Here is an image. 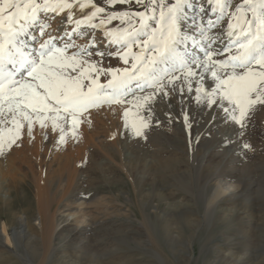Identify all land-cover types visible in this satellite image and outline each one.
<instances>
[{"label":"bare ground","instance_id":"1","mask_svg":"<svg viewBox=\"0 0 264 264\" xmlns=\"http://www.w3.org/2000/svg\"><path fill=\"white\" fill-rule=\"evenodd\" d=\"M37 2L41 3L43 2V0H37ZM176 2L177 0H165L166 4H174ZM242 3L243 0H240L239 2H234L233 0H230L231 7L228 10L230 12H234L236 5ZM193 5H194L193 8H187V7L184 8L183 14L179 20V26L181 29L180 36L182 43L178 45V50L181 52H184L185 50L191 52L192 51L191 45L194 39L198 44L203 43L204 46H208L210 44L213 50H215L216 48H222L224 45L228 43L227 24L229 22V18L225 16L215 27H209L206 23L202 22V18L203 20H207L209 17L205 16L203 13L200 12L201 6L205 8L208 7L207 0H193ZM148 6L146 8L144 7L141 10L145 11L147 15H150L151 11H148ZM131 10L129 9V11ZM79 12L80 10H77L75 8L71 10V14L74 20L81 19L80 18L81 15ZM68 14L69 11H62L59 15H56L52 12L41 14V23L46 24L48 27L45 30L46 34L44 37L39 36V34L37 33V41L35 46L39 47V44L42 43L43 40L47 38V33H51L52 35L63 36L64 39H68V35L71 34L72 37L70 41L71 43L74 42L73 39L74 37L79 36L81 38H79L80 45L74 42L76 46L79 45L77 46V49H70V51L90 48L93 53L92 55L94 56L97 50L104 52L119 51L120 49L119 45L109 44L107 39H103L102 30H94L88 27L87 25L77 26L75 25V23H69L66 20ZM156 14L157 15L159 14V8L156 9ZM210 18L215 20V16H211ZM249 18H250V14H249ZM149 23L152 22L150 21ZM233 23L235 24V19H233ZM31 31L35 32L36 29H32ZM201 31L203 32V35H201ZM93 42H95V45L93 44ZM132 50L133 52L138 51V49L135 48V46H133ZM198 55H202V52H198ZM214 58L216 59L227 58V53H224L223 56L214 57ZM101 61L104 65H107L113 69L114 68L117 69V67L118 68L122 67L123 69H126L127 66L129 65V63L125 64L123 61H121L118 56L105 55L102 57ZM177 83H179V81H177ZM133 91L139 96L144 95V93L140 92L139 89L134 88ZM146 91L152 92L153 90L147 89ZM174 96L175 97L172 102L173 104L170 107L171 112L175 113L174 114L175 116L178 115L180 119L184 122L183 116L181 114L182 106L187 105V108H185L184 110L190 111L192 113V116L195 117V121L191 124L190 127L187 126L185 122L183 123L185 124L183 126L186 127L184 131H181L177 127H172L171 123L167 121L165 117L164 119H159V118L152 119L151 117H149L151 119H147L144 117L148 123V127L143 129L145 136L135 137L132 134L130 128L126 129L125 127L120 128V126L118 127L116 126L115 129L113 128L114 130L111 129L112 134L108 130L109 135L106 133L107 135L104 136L102 135V137L89 136L86 139H84L83 142L81 140L82 145L81 146L79 145L78 146L79 148L78 149L76 148L77 150L71 152L69 151L68 152L69 154L67 155L66 154L62 155V153L60 152L58 153L57 148H55L51 153L50 151H48L47 153L49 154L47 156V159H49L50 162L54 161L56 165L54 164L53 166L51 164L52 165L51 166L49 160L48 162H46L47 161L46 160L45 163H49V165L46 164L45 167L44 165L43 167L42 166L40 167V163H38L39 160L38 162L35 161L37 160L36 158L34 161L38 165L37 167H35V165L33 164L34 162L32 161L33 159L31 160L32 157L31 158L29 157L30 155L32 156L31 153H33V151L30 154H28L29 155L28 156L26 154L27 153L26 151H25L26 153L24 151L20 152V149L16 148L17 150H19V152L14 150L15 156H13V158L11 159H8L7 157L9 156L7 157L5 156V154H7V152L5 151L8 150L9 148L5 147L6 149L4 148L2 152V153L5 152V154L0 153V178L6 177L7 173H9L8 172L9 170L12 171L13 169H15L16 168V167L14 168L15 164H23V165L25 163L29 164L28 168L30 171H28L26 176L30 177L31 175H33V178L30 181V189L32 192V200H33V201L31 200V202L35 210L37 211V218L34 219V221H38V222L37 223L35 222L34 225H36V227L38 226L37 227L38 230L36 232L35 237H31V235H29L27 231L26 232L24 231V227L28 226L31 217L25 215L16 217L17 215L14 216L13 214L12 216L15 217L18 226L17 227L14 226L11 229V233L9 232V227H10L9 225L5 224L2 221L0 223V250L11 252L12 255H14L24 264H32V263H30L27 260L25 254L23 257L21 254L18 253L17 251L18 248L16 247L17 245L21 246L25 250L26 255L29 254L32 256L35 255L38 257L40 256V258L42 257L43 261L41 260L42 262L41 263L39 262V264H48L50 261H53L52 259L55 257L56 255L55 253L59 251L60 248H63V250L64 248L65 249L67 248L66 251L68 249L70 250L71 248L72 249L76 248L77 249L76 251L80 252V253L78 252V254H80L79 256L77 255V257L76 256L73 257L76 258L77 260L76 263H78L81 260L87 261L89 257L91 259L89 263L91 264L92 262H95V264H117L114 261L116 260L115 254H117L116 252L118 250H111L110 248H108L109 243L112 244L116 242L117 245L116 244L115 245L118 246V244L121 243L125 244L128 241L136 242L135 239L129 238L130 231L128 232V230L124 231L123 229H121V227H123L124 225L122 222H120V220L119 221L112 220V222L108 221L109 226L104 227L105 219L104 220L102 219L101 221L98 222L92 219L86 220L85 218L88 217H86L85 215L76 217V215L79 214L81 207L84 205L85 202H87V199L89 197H94V195L92 194L95 192L94 191L95 187L91 186L92 189L83 188L87 184V180L86 177L82 175V172L76 169L75 164L78 163L81 164L84 161L92 162V160L95 159V157H93L95 154L104 153L107 157L105 160H107L106 162H108L107 165L108 168H111V165L118 166L117 170H119V172L122 174V178L120 177L121 181L118 182L121 183L120 184L121 186L122 183L123 185H126V183H130L134 190H137L138 188L142 187V191L145 192V194L148 195L149 197V201L147 202H144L142 200V206L136 203L134 205L137 207L139 213L142 214V228L146 235L145 238L146 241L145 242L142 241L141 244L143 246V243H146L148 245L145 246L152 249L150 250L151 254L150 253L149 254L151 255V257L156 259L155 264H162L163 262V259L160 256V254L157 251L156 252L153 251V248L155 250H158L157 246L160 243V241L163 240L165 243L167 242L171 243L173 241L178 242L182 236L186 235L188 238L186 244H188L187 248H189L190 251L191 250L190 246H192L194 236H196L197 233L200 231V227L202 229V227H204L205 225L211 224L212 226L210 227V232L212 234L213 232L212 228L217 223H224V225H226L228 229L232 228L233 226L236 227V231L233 235H231L232 232L230 234H228L229 232H227L228 237L225 236L226 238L225 237L223 239L220 238L222 239L220 241L228 242L231 238H233L232 241L233 244L229 242V245H234L236 247L240 246L245 250V252L240 256L237 255L238 253L234 251L235 249L231 248V251L229 250L230 251L229 253L224 254L220 251L221 249L217 247L215 248L216 249L215 259L217 258L216 263L258 264L257 261H255V259L253 258V255H251V253L249 252V247L247 246V243H249L250 237H248V233L244 230V228L248 227L249 229H251L254 225L253 224L254 220H256L260 216L256 213L257 211H256L255 200L251 198V195H252V190L256 189V187L258 188L256 190L259 191L261 189H264V186H262L261 188L260 186H257V184L254 185L255 184L254 182H250L251 184L248 185L246 184V182H244L245 181L244 180V181H239L237 185L232 186V190L234 188L235 191L234 190L230 191L229 186L227 187L223 186L222 182H218L217 184L216 182H214V184L216 185L214 187L212 186L213 187L212 192L206 198L205 197L202 198L203 194L201 196H198L197 194H193L194 187L197 188L196 183L193 182L194 179L199 178L201 176H208L212 174L218 175L217 178H219L220 175L221 176L220 179H222L223 176H225L224 175L225 169L223 167V163L226 162L227 158H230V160L231 158H233L234 159V160L232 159L233 161L236 160L237 162L238 161L242 162V165L241 164L240 165L241 167L244 166V168L242 167L244 173L246 163L243 162V160H245V158L246 159L248 158L246 157V155H244L243 160L238 159L237 157H239L238 153L240 151L239 150L240 148L238 149L237 148L238 146L236 147V144H238L237 142H239L241 137L237 135V132L241 131V129L240 127L238 128V125L235 126L230 123L228 125L230 130V132H228L229 135L225 132L227 136H223V133L220 134L221 131H219V129L220 128L222 129L224 126L227 125L223 123L221 119L223 117L222 112L213 113L212 111L208 110V112H210L212 116L210 117L209 115L210 119L207 118L208 120L206 122L205 121L206 119H204L203 117V112L205 110L202 109L201 111H198L197 115H194V113H196L197 110H195L196 105L194 104L193 101L185 99L182 105L178 97L176 95ZM157 97H162V96L161 94H154V99H156ZM123 99H125L126 101H132L134 100V97L131 94H129ZM104 104L106 103H101L99 105L101 106ZM98 106H94L90 108H97ZM256 116L262 123H264V112H261ZM0 126L2 125L0 124ZM4 127L5 126L0 127V131H2ZM34 132L36 131L34 130ZM25 135H26L25 137L27 138L29 133L28 135L27 133H25ZM109 136L112 138V140H110L111 142L110 143L108 142L109 144L108 143L107 144L110 147L109 149L111 150L113 155L112 154L108 155L110 153L109 150H108L109 151L108 154L105 151L106 148L104 146L103 139L105 140V138ZM226 137L229 138L232 143L231 147L230 148L228 147V149L225 148L226 147L225 144L227 143ZM26 138L20 144H24L27 148L30 145V141L29 139ZM241 139L243 140L244 138L241 137ZM16 142L18 143L19 141ZM143 142L145 143L149 142L150 145L153 144V150L151 148L152 152L149 151V153H146L151 155L148 156L149 158L142 156ZM162 143H166L167 146L166 147L163 146ZM44 144H46V142ZM228 144L229 143H227V145ZM32 145L34 144L32 143ZM145 147L147 148V146ZM36 148L33 150L35 151ZM27 149L30 150V148ZM236 149H238L239 151ZM24 150H26L25 147ZM11 151L12 149L8 152V154L11 153ZM36 151H39V149ZM127 152L129 153L134 152L135 154H138V156L139 154L141 155V157L139 156L140 158L137 156L136 157L133 156L134 157L133 159L137 161L139 166L137 174L133 176L130 175V172L124 165L123 158ZM36 155L37 153L34 155V157ZM252 155H250L251 158L257 161L258 159L256 160L255 157L256 155L254 157ZM45 157L46 156L44 155V158ZM115 157H118L119 160L118 162H116ZM130 157H132L131 154ZM255 161H253V163H255ZM73 162H75L74 165H72ZM101 163L103 164V162ZM101 163H99L98 165L92 164L91 169L92 170L94 169V171H97L98 173L100 171V173L102 174L103 169L101 167L102 166ZM212 164L214 165L213 167H211ZM247 166L249 168V166L251 165H247ZM262 166H264V164ZM231 169L232 168L230 167V170L229 169L228 170L231 171ZM233 171L234 170H232V173H234ZM255 171L256 170L254 168L253 174H255ZM256 172L258 173L261 171H256ZM21 173L22 172H20V174ZM139 174L140 176H138ZM9 176H11V174ZM215 177L213 179H215ZM225 177L228 178L227 176ZM256 177L258 176L256 175ZM252 178L253 177H251V179ZM260 181L262 180L260 179ZM109 183L110 182L107 181L104 183L106 188H108V186L110 185ZM172 183H175L174 185L177 184V187L180 190L182 189L183 193H185L188 196V198H190V203H192V207L180 206L179 212H175L171 210L168 206H166L163 209H160V207H158L161 202L165 201V199H167L172 195V194L166 195L164 193L165 191L164 189L167 186L174 187ZM259 183L260 182H258V184ZM19 186L20 188L22 187V182L19 179L17 180L15 176L12 179L7 180V184L0 182V195H4L2 196L1 199L3 205L7 204L4 200L5 195H8L10 192L14 191ZM232 192H236V193L233 194ZM246 198L247 200H245ZM200 202L203 213H200L196 218L194 217L195 215L193 214L194 213L197 214L198 212H200L199 210ZM221 203H226L228 206H230V212L228 211L229 213L225 212V210H221L218 208V205ZM94 204L99 206L102 204V200L98 199L94 202ZM73 215L75 216L74 219L68 222L66 217H70ZM262 216L264 217V214H262ZM201 221H203V223H201ZM79 225H81L82 227L79 228L78 227ZM223 229H225V227ZM224 235L226 234L224 233ZM210 236L214 237V233ZM23 240H27V242L37 240L38 244L36 246L32 245V247H28L27 245L25 246L22 244ZM15 242L17 245L15 244ZM106 242L109 243L107 244ZM138 242L139 241H137V243ZM98 244L101 247L99 251L98 252L94 251L93 253H91L90 252L91 249H94V246ZM206 248H207L206 245L202 244L199 254L200 255L204 254ZM173 253H174V248H172L171 250L172 255ZM89 254L90 256H88ZM99 256L105 257L107 259V263L101 262L102 261L101 259L98 260ZM59 264H64V262H61L60 260ZM124 264H129V263L124 262Z\"/></svg>","mask_w":264,"mask_h":264},{"label":"snow or ice","instance_id":"2","mask_svg":"<svg viewBox=\"0 0 264 264\" xmlns=\"http://www.w3.org/2000/svg\"><path fill=\"white\" fill-rule=\"evenodd\" d=\"M120 2L128 4L130 0ZM152 2L154 6L150 15L140 9H132L130 13L115 9L107 12L104 7L91 4L94 10L90 15L74 20L70 11L72 0H43L42 3L37 0H0V113L6 105L13 125L8 129L7 138L0 131V153L20 138L21 121L27 122L31 133L35 121L45 128L50 119L53 132L60 128V142H63L64 128L60 121L71 118L75 135L77 115L101 103L133 104L136 117L129 123L130 109L126 108L123 111L124 127L130 128L135 137L145 136L143 129L148 123L139 109L154 100V94L166 98L170 94L176 95L182 105L187 99L201 109L222 112L223 123L239 125L241 131L237 135L242 137L249 111L258 104L264 105V0H243L242 4L236 5L234 12L228 10L230 0H207L208 7L201 6L200 12L209 18H202V22L215 27L227 16L228 43L213 50L210 44L204 46L194 39L191 52L179 51L178 45L182 43L179 20L185 7L193 8V0H177L174 4H166L165 0H159L158 4L156 0ZM88 6L78 4L80 9ZM142 7L147 5L142 4ZM65 9L69 10L66 17L69 23L102 30L103 39L120 46L119 51L97 50L95 55L118 56L125 64L131 61L130 70L126 68L116 75L119 70L108 69L106 74L112 79L107 84H97L92 78L85 85L83 81L89 79V70L95 65L81 58L93 54L90 48L70 51L77 49L70 42L71 34L64 39L51 33H47V38L36 47L37 33L44 37L48 27L41 23V14L52 12L59 15ZM99 14L105 15L100 17L98 24L93 23ZM125 16H129L127 28H103L113 20L124 23ZM211 16H215V20ZM135 17H139L138 28L132 24ZM133 46L138 51L133 52ZM224 53L227 58H214ZM255 66H259L258 69ZM96 71L101 70L97 68ZM134 88L144 95H137ZM129 94L134 100L123 99ZM185 108L187 105L182 106L181 114L190 127L195 117ZM226 141L231 143L227 137ZM243 148H250V144L244 143Z\"/></svg>","mask_w":264,"mask_h":264},{"label":"rangeland","instance_id":"3","mask_svg":"<svg viewBox=\"0 0 264 264\" xmlns=\"http://www.w3.org/2000/svg\"><path fill=\"white\" fill-rule=\"evenodd\" d=\"M72 1H74V2H72V4H73L72 9L75 8L77 10H80L79 13L81 15V17H80L81 19H83L87 15H90L91 12L94 10L90 7L91 4H96V6H98V7H104L107 12H111L113 9H115V10H118L120 12H129V13L131 12V11H129V9L130 10L133 8L134 9H140V10L143 9L144 7H142V4H145L147 6L149 5L148 11H150L151 8L154 6L152 0H142V3H137V0H130V3H128V4L121 3L120 0H115L114 3H110L109 0H72ZM233 1L239 2L240 0H233ZM79 3H85L89 6L85 7L82 11V9H79V7H78ZM146 3H148V4H146ZM156 3L158 4L159 0H156ZM64 11H69V10L65 9ZM104 15L105 14H99L97 19H95L93 21V23L98 24L100 17L104 16ZM128 20H129V16H125L124 17V21H125L124 23H121L120 20H113L111 23H106L103 26V28L104 29H111L114 27L120 28V29L127 28L129 26ZM138 22L140 23L139 17L133 18L132 24L134 27L138 28V25H139ZM79 38H81V37H79V36L74 37L73 38L74 42L79 44V42H80ZM74 42H73V44H75ZM79 45H77V46H79ZM81 59L85 60L88 64L95 65V67H93L89 70V73H90L89 79H85L83 81V83L85 85H88L90 79H92V78H95L97 84H100V85H105L109 80H111V78H112L111 75H107L106 72H107L108 68L109 69H113V68H110L109 66L104 65L101 61L102 60L101 56H97V55L87 56L86 55L85 57H82ZM130 62L131 61H129V65L127 66V69H129V70H130V65H131ZM255 67L258 69L259 66H255ZM97 68H99L101 70L99 73H97V71H96ZM113 70H119L115 73L116 75H119L120 72H122L124 69L122 67H120V68L117 67V69L114 68ZM84 90L86 91L87 88L85 87ZM161 96L162 97H157L156 99L149 101L148 103H146L144 105V107H141L139 109L140 115L142 117L147 118V119H151V118L152 119L153 118L164 119V117H165L166 120L171 123L172 127H177L181 131H184L186 128L185 126H183V125H185V124H183L184 122L180 119V117L178 115H176V116H178V117H176L174 115L175 113L171 112V110H170V107L173 104L172 102H173L175 96L171 95V94L167 98L164 97L162 94H161ZM131 105L132 104H129V103H127V105H126V103L113 102V103L104 104L101 106L99 105L97 108H88L87 110L82 111L76 117L78 123L76 125L75 130H74L75 135H73V130L71 128V118H69L68 121H63V120L60 121V125L64 128V133H63L64 141L63 142H60V135H61L60 128L58 127L56 130L58 132V134L56 131L53 132L51 129L52 121L50 119L46 121V127L45 128H41L39 125V121H35L33 123L31 133L28 132L27 122L21 121V123H22V127H21L22 129H20L21 137L17 140L19 142L18 143L16 142V144H18V145L14 144L10 148L6 147V148H9L10 150L12 149L11 153L8 154V152L10 151L8 149L9 151L8 150L5 151V152H7V154H5V152L2 154H5L6 157L9 156L7 158L11 159V158H13V156H15L14 150L19 152V150H17L16 148H19L20 152L26 151L27 153L26 152L25 153L27 155L33 151V153H31L32 156L31 155L30 156L28 155V156L30 158L32 157L31 160L33 159L32 161L34 162L33 164L35 165V167H37V165H38L36 163V162H38V160H39L38 163H40V167L41 166L43 167V165L45 167L46 164L49 165V163H45L46 160H47L46 162H48V160H49V159H47V156L49 154V153H47L48 151H50V153H51L55 148H57L58 153L60 152V153H62V155L63 154L67 155V154H69L68 153L69 151L71 152V151L77 150L79 148L78 146L82 145L83 140L89 136L90 137L91 136L102 137V135L103 136L107 135L109 133V131L111 133L112 132L111 129L114 130L116 128V126L117 127L120 126V128L124 127L123 111L126 108L130 109L128 119H129V123H131L133 118L136 117V111H137L136 108L134 107V105H132V106ZM6 107L7 106L4 105L5 110L2 113H0V124L2 126H5L2 129V131L5 135V138H7L8 129H9L7 127H10V128H11V126L13 127V125L11 123L12 115H11V113H8L6 111ZM196 107H195V110H197V112L194 113V115H197L198 111L202 110L201 108H199V107L196 108ZM132 110H134V111H132ZM203 110H205L203 112V117H204V119H206L205 121L207 122V120L210 119V117L212 115L210 114V112H208V110H206V109H203ZM261 112H264V105H259V104L254 106L249 111V113L247 115V119L245 121L246 127L244 129H242V131L244 132V135L242 136V138H244V139L242 140L240 137L239 142H237L238 144H236V147L238 146L237 148L238 149L240 148L239 149L240 151L238 149H236L239 151V153H238L239 157H237V158L240 160H243L244 155H246V157L248 158V159L245 158V160H243V162L246 163L244 173L242 170L244 168V166H242L243 168L241 167L242 162L238 161L239 162L238 163L236 160L233 161L234 160L233 158H231V160H230V158H227L226 162L223 163V167L225 169L224 175L227 176L228 178L223 176V178L220 179L221 176L219 175V178H217L218 175H216V174L215 175L214 174L208 175L209 177L208 176H201L199 178H196V179H194L193 182L196 183L197 188L194 187L193 194H197L198 196H201L203 194L202 198H204V197L206 198L208 195L211 194L212 188L218 182H222L223 186H225V187L229 186L230 191L234 190V188L232 190L233 185H237V183L239 181H244V180H245L244 182H246V184H248V185L251 184L250 182H254L255 184L254 183H252V184H254V185L257 184V186H260L261 188H262V186H264V176H262V175H264L263 174L264 166H262L264 164L263 163L264 162V123H262L256 116L257 114H260ZM209 115H210V117H209ZM149 117H151V118H149ZM137 122H139V121H137ZM229 124H226L227 126H224L222 129L220 128L221 130L219 129V131H221L220 134L223 133V136H227V134L229 135V133H228V132H230L229 126H228ZM37 125H38V128H37ZM2 126H0V127H2ZM25 128H27V129H25ZM238 128H239V125H238ZM34 130L36 132H34ZM41 131H43V132H41ZM21 132H22V134H21ZM33 132L35 133V135ZM37 132L39 133V135ZM80 132H82V133H80ZM25 133H27V135L29 133L27 138L25 137L26 136ZM53 134H54V136H53ZM91 134H93V135H91ZM50 137H52L53 139ZM25 138L29 139V141H30V145H29V147H27V148H30V150H28L24 144H20L21 142H23L25 140ZM245 138L248 140H251V139L252 140L248 141ZM39 140H40V142H39ZM81 140H82V142H81ZM110 140H112V138L110 136L106 137L105 140L103 139L104 146L106 148L105 151L107 152V154L110 151V153L108 155H111V154L113 155V153L109 149L110 147L108 146V144L111 142ZM36 142H38V143H36ZM45 142H46V144H44ZM80 142H81V144H80ZM32 143L34 145H32ZM146 143L143 142V145H142V156L149 158L148 156H151V155L146 154V153H149V151L152 152L153 144L150 145L149 142H146ZM239 143H240V145H239ZM244 143L250 144V148H248V149L243 148ZM37 144H38V146H37ZM59 144H60V146H59ZM231 144L232 143H229L225 148H227V149H228V147L230 148ZM44 145H46V146H44ZM162 145L165 147L167 146L166 143H162ZM241 145H242V147H241ZM58 146H59V148H58ZM145 146H147V148ZM24 147L26 150H24ZM22 148H23V150H22ZM31 148H32V150H31ZM35 148H36V150H38V149H39V151L41 150L40 153H39V151H36V150L34 151L33 149H35ZM151 148H152V150H151ZM148 149H150V150H148ZM90 151H92V150H90ZM92 152H94V151H92ZM250 152H251V154H250ZM12 153H13V155H12ZM36 153H37V155L34 157V155ZM127 153L124 155V158H123L124 159V165L128 169V171L130 172V175L133 176V175L137 174V171L139 168L138 163L135 159H133L134 158L133 156H135V157L140 156L141 157V155L139 154V156H138V154H135L134 152H132V153L127 152ZM38 154H40V155H38ZM130 154L132 157H130ZM44 155L46 156L45 158H44ZM250 155H252L253 157L256 155L255 156L256 160L257 159L258 160L257 161L253 160V158H251ZM93 157H95V159L92 160ZM93 157L91 158L93 163L91 161H90L91 163L89 161H84L81 164H79V163L75 164V162L72 163V165L75 164L76 169L80 170V172H82V175H84L86 177L87 184L83 188L92 189L91 186H93V187H95L94 191L96 192V193L94 192L92 194V195H94V197H89L87 199V202H85L84 205L81 207V210H80L79 214L76 215V217H80L82 215H85L86 217H88V218H85L86 220L92 219V220H95L98 222L101 221L102 219L103 220L105 219L104 227L109 226L108 221L112 222V220L113 221H115V220L119 221L120 220V222H122L124 225L123 227H121V229H123L124 231L128 230V232L130 231L129 232V238L135 239L136 242L135 241L134 242L128 241L127 243H125L126 245L121 243V244H118V246H116L117 245L116 242L112 243V244L109 242H106L107 244L109 243L108 248H110L111 250H118L116 252L117 254H115L116 260L114 259L115 260L114 262H116L117 264H124V262L125 263L128 262L129 264H155L156 259L151 257V255H150L151 254L150 250H152V249L145 246V245H148L146 243H143V246L141 244L142 241H144V242L146 241V239H145L146 235H145L144 230L142 228V214L139 213L137 207L134 205L136 203V204H139L140 206H142V200L144 202L149 201L148 195H146L145 192L142 191V187L138 188L137 190H134L130 183H126V185H123V183H122V186H121L120 185L121 183H118V182L121 181L120 179L122 178V174L119 172V170H117L118 166H116V165L112 166L111 165V168H108V166H107L108 162H106L107 160H105L107 157L104 153H97ZM35 158L37 160H35ZM115 160H116V162H118L119 161L118 157H115ZM41 161L43 164L41 163ZM231 161H232V163H231ZM253 161H255V163H253ZM49 162H50V160H49ZM53 162H50V165L51 164L53 166H54V164L56 165V163L55 162L53 163ZM101 162H103V164ZM256 162H257V164H256ZM258 162H260V163H258ZM99 163H101V165H102L101 166L103 169L102 174L100 173V171L98 173L97 171H94V169L93 170L91 169L92 164L98 165ZM247 165H251V166L255 165V166L254 167L252 166V168H251V166H249V168H248ZM28 166H29L28 163H25L24 165L23 164H15V166H14V168L16 167L15 169H13L12 171L9 170L8 171L9 173H7L6 177L0 178L1 179L0 182L6 183V184H7V180L12 179L14 176L17 180L19 179L22 182L21 188L19 186L14 191L10 192L8 195H5L4 200L7 203L6 205H3V203L1 202L2 196H4V195H0V223L2 221L5 224L9 225L10 226V227L8 226L9 232L11 233V229L14 226L15 227L18 226L15 217L12 216L13 214H14V216L17 215L16 217L22 216V215L30 216L31 218L29 220V224H28V226L24 227V231L25 232L27 231L28 234L31 235V237H35L36 232L38 230L37 229L38 226L36 227V225H34V224H35V222L37 223L38 221H34V219L37 218V211L35 210L32 202H31L32 192L30 189V181L32 180L33 175H31L30 177L26 176L28 171H30ZM213 166L214 165L212 164L211 167H213ZM25 167H27V168H25ZM230 167L232 168L231 171H229ZM254 168L256 171H261V172L257 173L255 171V174H253ZM232 170H234L233 171L234 173H232ZM20 172H22V173L20 174ZM228 173H230V174H228ZM231 173H232V175H231ZM10 174H11V176H9ZM256 175L258 177H256ZM103 176H104V178H103ZM138 176H140V174ZM214 177L216 180L213 179ZM251 177H253V178L251 179ZM241 178H244V179H241ZM260 179L263 182L260 181ZM106 181L110 182L109 183L110 185L108 186V188H106L105 184H104ZM214 182H216V184H214ZM258 182H260V183L258 184ZM172 184L174 185L175 183H172ZM256 189H258V188L256 187ZM256 189L252 190L251 198L255 200L256 211H257L256 213L258 215H260L259 216L260 218L258 217L256 220H254V222H253L254 225L251 229H249L248 227H245L244 230L248 233V237H250L249 243H247V246L249 247V252L251 253V255H253V258L255 259V261H257L258 264H264V217L262 216V214H264L263 213L264 212V189H261L262 191L261 190L258 191ZM164 190H165L164 193L166 195H170V194H172V195L170 197H168L167 199H165V201H163L159 204L158 207H160V209H163L166 206H168L171 210H173L175 212H179L180 206H189V207L191 206L192 207V203H190V198H188V196L185 193H183L182 189H181L182 190L181 191L177 187V184L174 185V187L173 186L172 187L167 186ZM255 190H256V192H255ZM232 193L234 194L236 192H232ZM98 199L102 200V204L99 206L94 204V202ZM245 200H247V198ZM74 207H76V206H74ZM199 207H200L199 208L200 212H198L197 214H195V213L193 214V215H195L194 217H196V218L198 217V215L200 213H203L201 202L199 203ZM218 208L221 210H225V212H227V213L230 212V206H228L226 203L219 204ZM74 217L75 216L73 215V216L66 217V218H67V221L70 222L74 219ZM201 223H203V221H201ZM127 226H128V228H127ZM211 226H212L211 224L210 225L207 224L204 227H202V229L200 227V231L197 233L196 236H194L192 246H190V249H191L190 251H189V248H187L188 244H186V243H187L188 238L186 235L182 236L178 242H176V241H173L171 243L167 242L168 243L167 244L162 240V241H160V243L157 246L158 250H155L153 248V251L154 252L157 251L160 254V256L163 259L162 264H166V263L167 264H219V263H216L217 258L215 259V256H216V254H215L216 249L215 248H217V247H219V249H221L220 251L224 254L229 253L231 251V248L235 249L234 251L237 252L238 253L237 255H240V256L245 252V250L240 246L236 247L234 245H229V242L232 243L233 238H231L230 239L231 241L229 240L228 242L220 241L225 236L228 237L227 232H229L228 234H230L232 232L231 235H233L236 231V227L233 226L232 228L228 229L227 226L224 225V223H217L212 228L213 229L212 234L214 233V237H212V236H210V235H212L210 232ZM78 227L80 228L82 226L79 225ZM224 227H225V229H223ZM233 229H235V230H233ZM222 230H223V232H222ZM224 233L226 235H224ZM215 234L218 236H216ZM209 237H211V238H209ZM220 238H222V239H220ZM137 241H139V242L137 243ZM37 242H38L37 240H33L30 242H27V240H23L22 244L25 246L27 245L28 247H32V245L36 246L38 244ZM39 243H40V240H39ZM15 244H16V242H15ZM113 244L114 245L116 244V245L114 246ZM202 244L206 245L207 248H206L204 254L200 255L199 253H200V249L202 247ZM16 247L18 248V250H17L18 253L21 254L23 257L25 254V257L27 258V260L30 263H32V264L38 263L39 264V262L41 263L43 261V258L42 257L40 258V256L39 257L36 255L32 256L29 254L26 255L25 250L21 246L17 245ZM229 247H230V249H229ZM100 248L101 247L99 246V244L95 245L94 249H91L90 252L91 253H93L94 251L98 252ZM172 248H174L173 255L171 254ZM66 249L64 248V250H65L64 251L63 248H60V250L55 253L56 255L52 259L53 261H50L48 264H59L60 260H61V262H64V264H91V263H89L91 260L89 257H88V259L86 258L88 262L86 260H81L78 263H76L77 260H76V258H73V257H75V256L77 257V255L79 256L80 255V254H78L79 251H76L77 250L76 248H73V249L71 248L70 250H72V251H70L68 249L67 251H69V252H67ZM237 249H238V251H237ZM63 251H64V253H63ZM88 256H90V254ZM99 257H98V260L101 259L102 260L101 262L107 263V259L105 257H103V256L100 258ZM58 260H59V262H58ZM22 263L23 262L20 261L19 259H17L14 255H12L11 252L0 250V264H22ZM93 263L95 264V262H92V264Z\"/></svg>","mask_w":264,"mask_h":264}]
</instances>
